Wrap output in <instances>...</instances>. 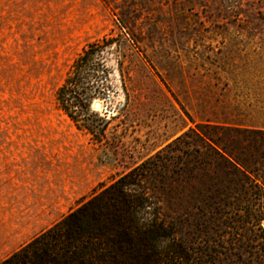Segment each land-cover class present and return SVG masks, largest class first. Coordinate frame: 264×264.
Instances as JSON below:
<instances>
[{
    "label": "rangeland",
    "instance_id": "1",
    "mask_svg": "<svg viewBox=\"0 0 264 264\" xmlns=\"http://www.w3.org/2000/svg\"><path fill=\"white\" fill-rule=\"evenodd\" d=\"M89 47L74 122L57 91ZM198 125L264 130V0H0V262L144 165L137 220L169 234L133 259L264 264V217L223 200Z\"/></svg>",
    "mask_w": 264,
    "mask_h": 264
},
{
    "label": "trees",
    "instance_id": "2",
    "mask_svg": "<svg viewBox=\"0 0 264 264\" xmlns=\"http://www.w3.org/2000/svg\"><path fill=\"white\" fill-rule=\"evenodd\" d=\"M92 48L75 60L73 77L57 91L62 110L74 122L65 97H70L73 107H86L87 91L78 86L77 70ZM190 132L205 149L195 157L200 166L228 176V186L234 183L235 188L226 187L223 200L245 201L256 207L251 216L264 217V130L198 125ZM144 175L141 165L119 177L0 264H140V257L133 259L134 255L155 250L156 240L169 234L164 222L137 220L138 210L147 202L145 194L136 191Z\"/></svg>",
    "mask_w": 264,
    "mask_h": 264
},
{
    "label": "water",
    "instance_id": "3",
    "mask_svg": "<svg viewBox=\"0 0 264 264\" xmlns=\"http://www.w3.org/2000/svg\"><path fill=\"white\" fill-rule=\"evenodd\" d=\"M101 104L99 103V102H95L94 104H93V108L94 109H101Z\"/></svg>",
    "mask_w": 264,
    "mask_h": 264
}]
</instances>
